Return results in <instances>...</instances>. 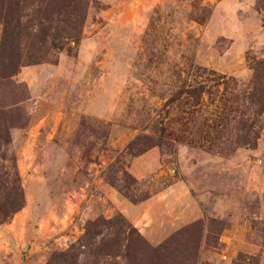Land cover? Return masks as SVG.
Instances as JSON below:
<instances>
[{
    "label": "rangeland",
    "instance_id": "374dc122",
    "mask_svg": "<svg viewBox=\"0 0 264 264\" xmlns=\"http://www.w3.org/2000/svg\"><path fill=\"white\" fill-rule=\"evenodd\" d=\"M0 63V264H264V0H0Z\"/></svg>",
    "mask_w": 264,
    "mask_h": 264
},
{
    "label": "trees",
    "instance_id": "16d2710c",
    "mask_svg": "<svg viewBox=\"0 0 264 264\" xmlns=\"http://www.w3.org/2000/svg\"><path fill=\"white\" fill-rule=\"evenodd\" d=\"M3 70H4V67H3L2 64L0 63V77H5V76H6V73H4ZM15 71H16V68L11 69L7 75H12V74L15 73ZM20 199H21V200L19 201V203H17V204L14 206L15 209L18 208V207H20V206L22 205V202H23L22 196H21ZM7 216H8V215H7ZM1 221H2V220H0V222H1Z\"/></svg>",
    "mask_w": 264,
    "mask_h": 264
}]
</instances>
